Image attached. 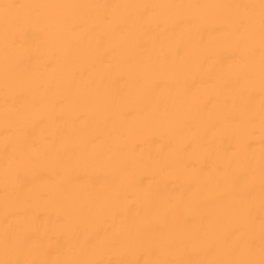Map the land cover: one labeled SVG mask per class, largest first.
Returning a JSON list of instances; mask_svg holds the SVG:
<instances>
[{
    "label": "bare ground",
    "instance_id": "obj_1",
    "mask_svg": "<svg viewBox=\"0 0 264 264\" xmlns=\"http://www.w3.org/2000/svg\"><path fill=\"white\" fill-rule=\"evenodd\" d=\"M0 264H264V0H0Z\"/></svg>",
    "mask_w": 264,
    "mask_h": 264
}]
</instances>
